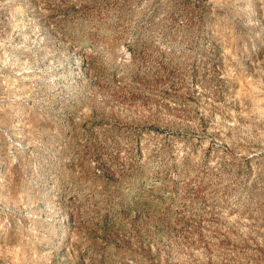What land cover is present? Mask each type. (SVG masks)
I'll use <instances>...</instances> for the list:
<instances>
[{"label": "rangeland", "instance_id": "obj_1", "mask_svg": "<svg viewBox=\"0 0 264 264\" xmlns=\"http://www.w3.org/2000/svg\"><path fill=\"white\" fill-rule=\"evenodd\" d=\"M0 264H264V0H0Z\"/></svg>", "mask_w": 264, "mask_h": 264}]
</instances>
